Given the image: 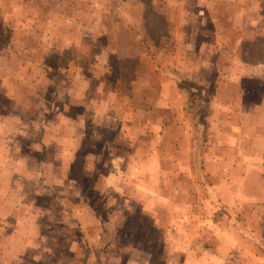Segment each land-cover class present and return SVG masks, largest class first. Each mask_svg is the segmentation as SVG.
<instances>
[{"label": "rangeland", "instance_id": "374dc122", "mask_svg": "<svg viewBox=\"0 0 264 264\" xmlns=\"http://www.w3.org/2000/svg\"><path fill=\"white\" fill-rule=\"evenodd\" d=\"M242 1L0 0V264L254 262L264 7Z\"/></svg>", "mask_w": 264, "mask_h": 264}, {"label": "crops", "instance_id": "0c3cea01", "mask_svg": "<svg viewBox=\"0 0 264 264\" xmlns=\"http://www.w3.org/2000/svg\"><path fill=\"white\" fill-rule=\"evenodd\" d=\"M235 1V0H234ZM253 2L258 5V7H264V0H253ZM245 5L244 0L242 1V5ZM228 229L223 230V235H226ZM264 244H260L255 247L254 262H251L250 258H248V254L245 253L241 248H235L234 252H231L229 256V261L231 264H264ZM216 256L209 255L207 257H199V264H210L209 260ZM222 260L225 259V256L220 257ZM219 258V259H220Z\"/></svg>", "mask_w": 264, "mask_h": 264}]
</instances>
